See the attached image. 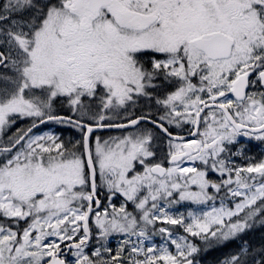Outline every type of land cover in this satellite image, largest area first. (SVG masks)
Here are the masks:
<instances>
[{"label":"snow or ice","instance_id":"snow-or-ice-1","mask_svg":"<svg viewBox=\"0 0 264 264\" xmlns=\"http://www.w3.org/2000/svg\"><path fill=\"white\" fill-rule=\"evenodd\" d=\"M157 80L175 86L155 99L163 114L129 113ZM25 119L0 143V264H70L62 244L74 264H198L264 225V159L231 158L247 159L239 137L264 142V0H0V139ZM47 123L81 138L34 133ZM183 124L193 139L171 131ZM146 125L168 140V167L151 160ZM103 128L127 132L93 137ZM181 202L211 207L169 211ZM94 235L105 243L89 255ZM157 235L162 244L145 245ZM252 252L244 241L223 264H264V248Z\"/></svg>","mask_w":264,"mask_h":264},{"label":"trees","instance_id":"trees-1","mask_svg":"<svg viewBox=\"0 0 264 264\" xmlns=\"http://www.w3.org/2000/svg\"><path fill=\"white\" fill-rule=\"evenodd\" d=\"M89 123L94 124L93 121H89ZM104 123H108V121H105ZM29 125L30 121L27 119L17 120V122L6 131L3 138L0 139V143L6 141L8 137L15 134L18 129H25ZM45 130H50L53 135L58 136L60 140L64 141L66 144L76 143L81 138V133L75 128L56 123L44 124L41 128L35 130L34 132ZM263 146L264 142L262 141H252L247 147L250 148V154H255L258 150H261ZM244 241H247V244L253 249L252 256L258 258L260 249L264 248V225H255L251 230L244 233L243 236L236 241H229L222 245L214 246L206 251H202L196 257L197 262L198 264H223V261L238 251L241 243ZM195 242L202 246V242L200 240L195 239ZM251 258L252 257H249V259Z\"/></svg>","mask_w":264,"mask_h":264},{"label":"flooded vegetation","instance_id":"flooded-vegetation-1","mask_svg":"<svg viewBox=\"0 0 264 264\" xmlns=\"http://www.w3.org/2000/svg\"><path fill=\"white\" fill-rule=\"evenodd\" d=\"M152 55L153 54H146L144 56V59H143L142 62L145 64V66H149L150 65V58L152 57ZM156 83H157V88L155 90H153L154 91V96H153L152 101L151 102H147V101H145L144 98H141L134 108L128 110L129 113H134L135 115H139L141 112L150 111L154 118H158L159 115L163 114V108L155 103V99L157 97L163 98L167 94V92L174 91L175 90V86L172 85V84H169L167 82H164L162 80H157ZM96 104H95V109L99 105V104H97V105ZM95 109L93 107L94 111H95ZM56 111L59 114H62V115L63 114H70L68 112L67 104H58L57 107H56ZM121 112H123V110H121ZM146 126L148 128H152L155 137L158 139L159 145L163 146V147H158L157 149H155V148L153 149L154 152L156 153V155L153 158H151V160L153 162H156V163H161L164 167H168L169 166L168 161H167L168 140L163 137V134L160 133L158 129H154L152 127V125H146ZM191 127L192 126L188 125V124H186L184 127H181V128H176L175 126H173L171 128V131L174 134L187 136V135H189L188 132H189V129H191ZM126 132L127 131H118V132H111V133H117L119 135H124V134H126ZM105 133H109V132H99V133H97V135H101V134H105ZM239 138H240V140H239L240 144H242L244 146V156L247 158V156H250V151L248 152V150H250V148L247 147V146L250 145L252 140L248 139L247 137H239ZM186 139H193V138H186ZM229 147L235 149V148L239 147V145H234V146H229ZM158 149L160 150V152H158ZM225 155H228V154H225ZM238 158H239V156H232V159L234 161H237ZM241 160H243L245 163L247 162V159H245V158L241 157ZM184 166H187V165L185 164ZM137 167H138V169L140 171L143 170L142 166L137 165ZM209 177L210 176L208 175V178ZM101 191H102V194L99 195V199L101 200V211H102L103 207L108 202V198H107V194L105 193V191L104 190H101ZM65 243H67V242H65ZM92 243H94V237L92 239L91 244ZM61 246H64V244H62Z\"/></svg>","mask_w":264,"mask_h":264},{"label":"rangeland","instance_id":"rangeland-1","mask_svg":"<svg viewBox=\"0 0 264 264\" xmlns=\"http://www.w3.org/2000/svg\"><path fill=\"white\" fill-rule=\"evenodd\" d=\"M97 104H99V101L96 102ZM96 104V105H97ZM94 109H95V105L93 106ZM98 107V106H97ZM107 121V120H106ZM186 124H183L181 127H184ZM180 127V128H181ZM35 134L37 135H42V134H53L50 130H45V131H38L36 132ZM119 136H122V135H119L117 133H106V134H101V135H98V137L101 138V140H105V139H109V138H112V137H119ZM97 137V136H95ZM240 140V138H238ZM252 141H256V140H252ZM251 141V142H252ZM158 147H163V146H160L159 145V142H158V139L155 137L154 139V143H153V149H157ZM168 147V145H167ZM166 148V147H165ZM250 150H248L249 152ZM158 152H160V150L158 149ZM232 158V157H231ZM261 159H264V146L261 148V150H258L255 154H250V156H247V162H249V160L251 161H259ZM237 164H246L243 160H241V157L239 156V158L237 159V161H235ZM187 165V164H186ZM188 166V165H187ZM196 166L197 167H201L203 168L204 166L202 164H200L199 162L196 163ZM210 177L209 179L214 181V182H220L221 180V177L219 176L218 173H215V172H209L208 174ZM105 193L107 194L106 190H104ZM223 195V194H222ZM124 202V198L119 196V194H117L115 197H112L111 199V204L115 205L117 208ZM225 203H228L229 206L230 205V202L229 201H225ZM109 204V200L107 202L106 205ZM220 204V199L218 198L217 201H216V206H219ZM211 207V202H209L208 205H196V204H192L190 202H181L180 204H177V205H174L173 207H171L169 209V211L173 214H180V213H184L185 215H187V212L189 211H193V212H201V211H206V210H209ZM127 210L132 212L134 211V205H132L131 203H128L127 204ZM108 211L111 212L112 211V208L109 207L108 208ZM92 226H93V229H95V224L94 222H92ZM177 234H183L182 232V229L181 230H178V233ZM123 237L119 234H113L112 236H110L108 238V240L106 241V246L110 249H112V254L114 255L115 252L117 251L118 247L120 246V242L122 241ZM135 239V238H133ZM190 239H196V238H190ZM67 243L70 242V241H66ZM101 243H105V242H100L98 243L97 242V239L94 235V243L90 244L88 248L85 249V251L91 255L92 251H94L96 248L100 247V244ZM163 241L161 240L160 236L157 235V236H154L150 241H146L145 242V245L146 246H159L160 244H162ZM174 251V249H172ZM107 256V254H105ZM70 264H74V261H75V257H73L72 255L70 256L69 260Z\"/></svg>","mask_w":264,"mask_h":264},{"label":"water","instance_id":"water-1","mask_svg":"<svg viewBox=\"0 0 264 264\" xmlns=\"http://www.w3.org/2000/svg\"><path fill=\"white\" fill-rule=\"evenodd\" d=\"M41 126V125H40ZM35 129H37V128H35ZM34 129V130H35ZM33 130V131H34ZM119 130H126V129H117V128H103V129H97L95 132H100V131H119ZM94 132V133H95ZM93 133V134H94ZM185 138H193V137H191V136H189V135H187V136H184ZM90 243V242H89ZM62 249H63V256H67L69 253H70V251H72V250H70V249H68V248H66L65 246L64 247H61Z\"/></svg>","mask_w":264,"mask_h":264}]
</instances>
